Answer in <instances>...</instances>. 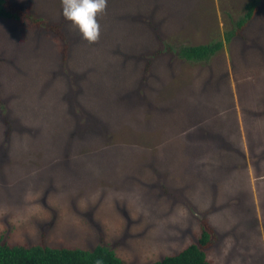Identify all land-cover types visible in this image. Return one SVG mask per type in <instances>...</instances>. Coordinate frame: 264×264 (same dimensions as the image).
<instances>
[{
	"label": "rangeland",
	"instance_id": "rangeland-1",
	"mask_svg": "<svg viewBox=\"0 0 264 264\" xmlns=\"http://www.w3.org/2000/svg\"><path fill=\"white\" fill-rule=\"evenodd\" d=\"M11 1L27 18L0 17V236L147 264L206 219L213 264H264V0L242 30L249 0H108L92 44L61 0Z\"/></svg>",
	"mask_w": 264,
	"mask_h": 264
},
{
	"label": "trees",
	"instance_id": "trees-1",
	"mask_svg": "<svg viewBox=\"0 0 264 264\" xmlns=\"http://www.w3.org/2000/svg\"><path fill=\"white\" fill-rule=\"evenodd\" d=\"M259 1L249 0L247 2L246 13L238 21L239 30L246 28L248 21L255 17L259 9ZM0 17L9 18L19 25H24L27 13L11 0H0ZM237 33V30L232 31L226 40L230 41L231 36ZM55 39L66 54V46L57 37ZM223 46L221 40L196 45L187 44L181 47L179 57L189 61L204 60L216 54ZM215 238L214 228L205 219L201 221V232L196 242L188 244L176 253L165 255L147 264H213L208 250ZM98 260L102 264H130L113 248L103 244L93 248H83L67 245L54 246L46 242L12 243L0 236V264H97Z\"/></svg>",
	"mask_w": 264,
	"mask_h": 264
},
{
	"label": "clouds",
	"instance_id": "clouds-1",
	"mask_svg": "<svg viewBox=\"0 0 264 264\" xmlns=\"http://www.w3.org/2000/svg\"><path fill=\"white\" fill-rule=\"evenodd\" d=\"M63 16L88 43H96L102 34L101 18L108 0H61ZM97 264H102L97 261Z\"/></svg>",
	"mask_w": 264,
	"mask_h": 264
}]
</instances>
